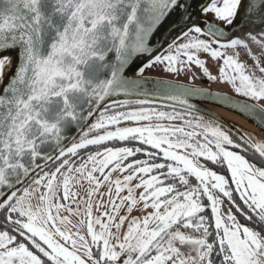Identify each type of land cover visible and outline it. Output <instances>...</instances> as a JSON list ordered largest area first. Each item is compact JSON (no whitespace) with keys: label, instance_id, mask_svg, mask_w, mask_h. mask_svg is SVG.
Wrapping results in <instances>:
<instances>
[{"label":"snow or ice","instance_id":"obj_1","mask_svg":"<svg viewBox=\"0 0 264 264\" xmlns=\"http://www.w3.org/2000/svg\"><path fill=\"white\" fill-rule=\"evenodd\" d=\"M194 8L211 20L191 23ZM172 17L171 26L186 42L174 41L169 54L152 56V37ZM238 25L241 31L248 25L264 28V0H0V264H264V167L242 154L251 152L264 163V142L245 136L244 143H236L219 123L191 120L187 127L201 133L151 123L112 131L123 122L183 117L151 109L114 111L129 102L105 103L138 84L125 73L142 56L152 62L140 67L138 76L165 62L170 72L177 64L194 63L207 76L197 58L201 52L222 59L221 81L237 94L264 100V61L248 52L261 74L256 76L238 54H226L248 49L243 38L231 35ZM247 36L264 54V38L251 31ZM13 60L15 71L5 84L4 70ZM95 111L99 115L80 141L62 147L66 133ZM92 132L97 135L89 138ZM112 140L145 147H107L79 166L67 158ZM138 154L146 158L126 163ZM201 157L227 174L209 170ZM41 160L60 163L43 171ZM36 169L43 173L33 180L37 188H16ZM117 171L130 174L112 181ZM72 173L91 186L82 213L61 203L76 202ZM137 177L135 188L143 189L138 199L129 186ZM102 181L115 185L119 203L110 198L111 208L93 217L90 198ZM125 189L127 195L120 196ZM138 200L152 212L129 221L121 236L125 217L117 220L115 214L125 203L131 212ZM62 209L83 216L76 231L62 229L70 223ZM236 213L248 223L241 224Z\"/></svg>","mask_w":264,"mask_h":264},{"label":"water","instance_id":"obj_2","mask_svg":"<svg viewBox=\"0 0 264 264\" xmlns=\"http://www.w3.org/2000/svg\"><path fill=\"white\" fill-rule=\"evenodd\" d=\"M192 11L193 19L191 23L199 24L203 23L205 20H211V16L205 17L201 15L196 8H194ZM241 15H243V13H241ZM173 19H175V17L170 18L152 37V47L154 49L152 56L161 55L165 52L170 44H173L174 41L175 43H177L182 38L177 35L178 29H175L174 26H171ZM248 31L253 32V34L257 36V39H261V33H264V28L248 25L244 29V31H241V26L238 25L236 28L231 30V35H233L234 37H241L248 43V39H250L247 36ZM204 38L207 39V37ZM246 51L249 50L246 49ZM151 62V56L147 54L137 59L136 62L131 65L132 70L125 73V78L129 80L135 79L138 81V84L129 85V92H121L118 95L111 96L107 98L105 103L111 105L118 104L122 101H143L144 103L179 108L196 113L216 123H219L222 127L226 128L228 131H231L232 133L240 137L243 141V138L245 136H248V134H252L257 138L258 141L264 142V118H262L264 117V106L255 101L237 96L230 92L214 89L208 86L178 82L155 76H138L137 70L140 67H144V65L146 64H150ZM14 71L15 67L12 68L10 73L3 80L5 84L8 82L9 77L14 73ZM2 86L3 85H0V87ZM186 89L198 91L185 92L184 90ZM224 97H227L228 99H224ZM181 99L185 100L186 103H179V100ZM246 105L248 106L247 108L245 107ZM211 106L223 109L227 111V113L229 112L239 116L246 123H249L254 128V131H248L244 129L226 115L220 114L219 112L214 110ZM253 108L255 109V111H252ZM102 109L103 108H101L100 110ZM98 113V111H95L94 115L91 118L83 121L79 126H73V128L66 133L67 139L63 141L62 147L71 146V144L80 137L85 128L90 124V122L96 117ZM48 154L56 156L58 155V150L53 151L49 149ZM51 162L52 161H39L42 166H47ZM39 170L40 169H36L35 172L30 173L29 177L22 178V183L16 185V188H20L22 185H24L31 178V176ZM12 190L15 191L16 189ZM3 192L10 194L9 190L6 188L3 189ZM224 207L227 208L226 204L224 205Z\"/></svg>","mask_w":264,"mask_h":264},{"label":"rangeland","instance_id":"obj_3","mask_svg":"<svg viewBox=\"0 0 264 264\" xmlns=\"http://www.w3.org/2000/svg\"><path fill=\"white\" fill-rule=\"evenodd\" d=\"M202 39H205L204 37H201ZM264 38V37H262ZM261 38V39H262ZM180 42H186L183 38H181L177 43ZM248 50L253 54V56L258 57L259 59H261L262 61H264V54H262V49L257 46L256 44H254L251 39H248ZM213 47H217V45H213ZM226 54L228 55H232V54H238V58L239 61L246 64L247 67L255 72L256 76H260V72L258 71V69L255 68V63L253 61V59H251L248 55L246 51V49L244 48H237L235 50L233 49H227L225 50ZM168 53V48L165 50L164 53H162L161 56L163 55H167ZM248 57V58H247ZM197 58L201 59L202 61H204L205 64V68L208 70V76L211 77H215V79H210L209 77V84L214 86V89H218V90H222V91H228V90H234L233 87L231 85H229L227 82H222L221 78H220V74H219V68L222 66V59H217V60H212L206 53H198L197 54ZM181 60H186V57H181ZM151 64V63H150ZM189 67V73L190 76L187 73V68ZM177 70L170 72L167 70V63H157L152 67H146L143 71L142 75H146V76H155V77H160V78H165L168 77L166 79H170L173 81H178V82H184L186 80H188V82H197L199 83L198 80H194L193 78L194 75L192 72H190L191 69L193 70H202L200 67L196 66L194 63H187V64H177L176 65ZM174 79H171V78ZM185 78V79H184ZM178 79V80H176ZM179 79L183 80L180 81ZM196 79V78H195ZM187 83V82H185ZM190 84V83H189ZM213 88V87H211ZM258 103H260L261 105H264V100H258ZM150 110V109H144V108H135L131 111H139V110ZM159 113V112H158ZM164 113V112H163ZM169 114V113H166ZM97 119V117L92 121L95 122V120ZM170 121L167 118H163V119H156L155 117H153V119L149 122V121H141L139 122V124L137 123H129L127 124L126 127H135V126H143L145 124L151 123L152 125H162L164 126L163 122H168ZM172 126H168V127H179L176 126L174 123H170ZM123 125V124H122ZM121 125V126H122ZM189 131H194V130H189ZM233 150V149H231ZM99 151H103V149L99 150ZM236 151V150H233ZM96 152H94L93 154H95ZM202 158V157H201ZM201 158H199V163H201ZM249 162H251L249 160ZM107 173V171H106ZM74 173H72L73 175ZM95 175H99V173H94ZM123 174L121 175V173L117 172H112L111 173V177L110 179L112 181H115L118 178L122 179ZM87 180L79 177L76 173L71 181V190L74 191L77 196L80 197V201L79 204L81 205L80 208L77 211H80L82 213L83 211V204L81 203L82 201V196L81 194H83V192L85 191V200H89V196H88V191L90 190V185H86ZM89 189H87V188ZM111 187V191L109 190ZM25 188H28L30 191L34 188H37V186L32 182L31 184H29L28 186H26ZM46 190V189H45ZM38 196H39V191H37V193H35L31 199V203L33 206L37 205L38 203ZM123 196V195H120ZM137 199L139 196H136ZM113 198L116 199V202L119 203V199L116 197V193H115V186L113 185H109L108 181H102V183L100 184L98 190L91 196L90 200L92 203V216L93 217H99L101 216V214L105 211L106 207L107 208H111V205L109 204V199ZM100 204L101 207L97 208L96 205ZM152 209L149 207L147 209H145L143 207V202H140L138 200L137 204L133 206V210L131 212L127 211V203H125V205L123 207H121L119 209V211L115 214L117 217V220L119 219L120 216H124L125 217V223L124 225H122L121 229H120V235L122 236L123 233L126 231L127 229V224L129 221H131L132 219L136 218V219H141L143 218L145 215H147L148 213H151ZM60 215L62 217H67L68 221H70V223L66 224V225H61L62 229L64 230H72V231H76V228L73 226L78 225L79 220L83 218L82 215L77 216V215H73V214H67L66 211H64L62 209V213L60 212ZM106 219V218H105ZM69 225L71 227H69ZM67 227L69 229H67ZM97 230L98 226H97ZM113 231H115V229H112ZM81 234H83V230H81Z\"/></svg>","mask_w":264,"mask_h":264},{"label":"flooded vegetation","instance_id":"obj_4","mask_svg":"<svg viewBox=\"0 0 264 264\" xmlns=\"http://www.w3.org/2000/svg\"><path fill=\"white\" fill-rule=\"evenodd\" d=\"M162 55V54H161ZM248 58V57H247ZM190 72L193 73L194 77L196 78H193L194 80H198L199 83L197 82H188V80L184 81V82H187V83H190V84H194V85H201V86H208V87H213L212 85L209 84V76L205 75L204 74V71L203 70H193L191 69ZM187 73L188 75L190 76V73H189V67L187 68ZM165 78H168V77H165ZM171 78V77H170ZM171 79H174V78H171ZM185 79V78H184ZM178 80V79H176ZM180 81H183L181 79H179ZM227 92H230L232 94H235L237 96H240V97H243V98H246V99H249V100H252V101H255L258 103V100H253L249 97H245V96H242V95H239L237 94L234 90H228ZM260 104V103H259ZM262 106H264L262 104ZM135 108H144V109H151V110H155L156 112H164V113H169L171 115H173L174 117H183V119H180V118H174V119H171L170 121L168 122H163L164 126H172L170 123H174L176 126H179V127H185L186 130H194L198 133H201L202 132V129L200 128H188L185 121H188V120H191L193 122V124L197 123V122H200V123H210V122H213L205 117H202L198 114H195V113H192V112H189V111H186V110H181V109H178V108H174V107H168V106H164V105H158V104H151V103H135V102H129L125 107H117L114 109V111H131ZM131 122H123L121 123L120 125L118 126H113V127H110L108 130H112L114 131L115 130V127H126L127 124H129ZM123 124V125H122ZM122 125V126H121ZM222 129L229 133L231 138L234 140V142L236 143H242L243 141L240 140L241 142H239L238 140L234 139V137L231 135L230 132H228L226 129H224L222 127ZM88 131V127L85 129L84 132ZM95 135H97L96 132H92L91 135H89V138H93ZM81 137L78 138V142L80 141ZM244 143V142H243ZM98 147L94 148L93 149L91 148L90 150L88 151H78V154L76 156H70V157H67L68 159H70V161H72L76 166H79V164L86 160L88 155H91L93 154L94 152H97L101 149H105L107 147H111V148H120V147H136V146H140V147H145L143 145H138L136 144L135 142L133 141H118V140H112V141H107L105 142L104 144H101V145H96ZM233 150H236V151H239L238 149H233ZM243 154V153H242ZM146 157H144L143 155H140L138 154L137 156H134V157H131L128 159V161H126V163L128 162H132L133 160H137V159H140V160H143L145 159ZM201 160V164H204L205 167H207L209 170H212V171H216L218 174H221V175H226L227 172L223 171L222 168L218 165H213L211 164L210 162H206L204 161L203 158L200 159ZM60 163V161H53L51 162L49 165H47L46 167L43 168V171H53L55 169L56 166H58V164ZM105 171H108V170H105ZM38 174L39 175H42V171L39 170L37 171L34 175H32V177L22 186L20 187L19 189H23L25 188L26 186H28L29 184H31L33 182V180L35 178L38 177ZM130 173H124L123 175H128ZM75 173L72 175L74 177ZM78 175V174H77ZM95 175V174H94ZM100 175V174H99ZM99 175H95V176H99ZM122 175V174H121ZM118 179H121V178H118ZM122 179H123V176H122ZM190 179V182L195 184L196 181L194 178H189ZM72 181V180H71ZM139 183V177H137L136 179H134L133 181L130 182V187H133L135 189V195L136 196H139L140 192L143 191V189H139V188H135V185ZM86 185H88V182H86ZM115 186V185H114ZM87 188V187H86ZM89 189V188H87ZM183 190V189H181ZM74 192V191H73ZM85 191L83 192V194H81L82 196V201L85 200L84 197H85ZM19 194V193H18ZM60 195L62 196V191L60 193ZM120 195H127V189H125L124 191H122L120 193ZM79 201H80V197L77 196L76 197V202L73 203L71 200L67 201V202H64L61 200V203H67L68 205L71 206V208L74 210V211H77L79 208H80V204H79ZM226 206L228 207L227 205V202H225ZM234 211V209H233ZM61 213H62V210H61ZM67 214H70L69 212H67ZM206 215H210V212H207L205 213ZM237 217H238V220L241 224H246L247 222L241 220L243 217H241L238 213H236ZM69 227H71L69 225ZM67 229H69L67 227Z\"/></svg>","mask_w":264,"mask_h":264},{"label":"bare ground","instance_id":"obj_5","mask_svg":"<svg viewBox=\"0 0 264 264\" xmlns=\"http://www.w3.org/2000/svg\"><path fill=\"white\" fill-rule=\"evenodd\" d=\"M16 61L13 60V66L11 67H6L4 70V76H3V80L5 79V77L10 73V71L12 70V68L14 67ZM212 107V106H211ZM214 110H216L217 112H219L220 114L226 115L227 117H229L230 119H232L236 124H238L239 126L243 127L244 129L248 130V131H254V128L249 124L246 123L242 118H240L239 116L232 114V113H227V111L217 108V107H212ZM225 111V112H224Z\"/></svg>","mask_w":264,"mask_h":264},{"label":"trees","instance_id":"obj_6","mask_svg":"<svg viewBox=\"0 0 264 264\" xmlns=\"http://www.w3.org/2000/svg\"><path fill=\"white\" fill-rule=\"evenodd\" d=\"M99 115V114H98ZM98 115H97V117H98ZM89 135H91V133H89ZM231 135L234 137V139H236V140H238L239 142H241L240 140V138L238 137V136H236L235 134H233V133H231ZM248 136H251V137H254L252 134H248ZM255 138V137H254ZM256 139V138H255ZM257 140V139H256ZM243 143V142H242ZM93 147L94 148H96V147H98V146H96V145H89V146H87L86 148H84V149H80V150H78V151H88V150H90L91 148L93 149ZM246 157H247V159L248 160H250L251 162H254L255 164H257L258 166H260V167H264V163H262L261 162V159L258 157V156H253L252 154H251V152H248V153H243ZM222 170L223 171H225V172H227L226 171V168H222ZM241 220H243V221H245V222H247L244 218H242ZM248 223V222H247Z\"/></svg>","mask_w":264,"mask_h":264}]
</instances>
